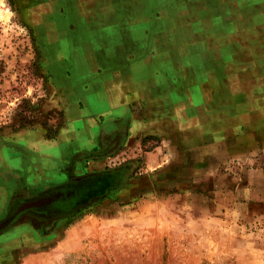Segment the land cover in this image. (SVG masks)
Listing matches in <instances>:
<instances>
[{"label":"rangeland","instance_id":"rangeland-1","mask_svg":"<svg viewBox=\"0 0 264 264\" xmlns=\"http://www.w3.org/2000/svg\"><path fill=\"white\" fill-rule=\"evenodd\" d=\"M112 2L109 13L125 19L110 34V22L100 18L89 27L78 2L70 9L72 0H0V147L15 145L26 162L34 152L16 143L25 132L55 138L61 127L85 129L90 120L86 138L104 140L76 153L70 143L64 161L54 148L46 151L57 156L51 173L69 172L67 182L133 162L124 186L106 198L47 225L27 217L29 230H9L0 264H264V0ZM139 27L151 31L147 50L134 41ZM71 31L97 56L89 64L99 73L132 64L127 54L134 45L143 56L161 50L153 62L163 70L153 74L167 83L157 90L163 96L156 121L145 125L163 133L136 132L125 140L127 115L116 126L94 116L98 108L88 103L80 115L66 112L49 82L42 45L68 39ZM59 54L58 42L50 59ZM143 110L136 108L135 125L146 121ZM101 183L41 207L63 210L99 194ZM43 186L38 194L52 189ZM10 189L8 213L23 202Z\"/></svg>","mask_w":264,"mask_h":264},{"label":"crops","instance_id":"crops-1","mask_svg":"<svg viewBox=\"0 0 264 264\" xmlns=\"http://www.w3.org/2000/svg\"><path fill=\"white\" fill-rule=\"evenodd\" d=\"M72 1L73 3L70 4V9L74 8L77 10L75 2H78L81 11L84 13L85 21L89 23V27L92 26L93 21L101 18L104 21L110 22V25L107 24L110 27H107L111 34L114 32L110 28H114V24L118 25L119 21L123 23V19H125L123 16L119 18L117 13H109L114 11L112 0ZM132 14L135 15V13ZM134 20L135 18L130 19L128 27L134 29ZM87 28L85 30L86 34H88ZM138 30L140 34L139 36H135L138 39L135 38L134 41L141 43L140 45L145 46V50H147L152 39L151 31L149 30L146 34L144 29H140L139 27ZM38 35L42 41L44 33H42L40 29L38 30ZM66 37L67 36L64 35L61 40L57 37V41L56 38H54L52 42H44L42 48L44 67L49 76V82L56 90L58 98L62 101V106L66 109L68 114H72L74 110H78V114L80 115L82 109L86 107L88 103L90 107L96 106L98 108V111L93 113L94 116H105L107 122L111 125L115 124L117 126L118 122H122L125 118L124 116L127 115L129 117V124L128 129H126L125 140L136 132H140L144 136L163 133L162 130H155L146 126L151 125V123L157 119V115L154 114V112L161 106L160 99L163 96V94L157 90L160 85L167 83L163 75L153 74L155 69H157L158 73L163 70V68L153 62L157 52L160 54V49L150 48L149 55L143 56L141 54L145 51L142 52V48H139L140 46L136 48V45H134L127 54V56H129L127 64L130 62L132 64L122 70L118 67L104 70L102 73H99L97 70L95 71V69L90 68L89 62H96L97 56L86 52L87 48L86 45H83L84 41H82L81 44L76 42V34L74 35L73 31L69 33L70 38L66 39ZM118 37L119 36L113 37L115 42L118 41ZM58 42L60 43L63 54L56 55L54 60H51V53L57 48ZM161 55L162 54H160V56ZM133 58H135V64L130 60ZM167 59H169V56H167ZM102 60L107 59L102 57ZM175 60L176 58L171 60L173 65L176 64V62H174ZM170 66L172 65L170 64ZM146 68H148L147 70L149 73L145 72L144 69ZM136 108H144L143 113L147 116L146 121H141V125H135L133 120ZM71 120L72 122L74 120L77 121L78 118L73 115L71 116ZM88 122L87 124L89 126H85L87 129L79 126L73 128L61 127L62 129L56 134L55 138H49L44 131L39 129L25 132L16 143L23 149L34 152V157H31L32 159L30 158L31 160L29 161L26 160V162L23 159L24 157L20 156L19 151L21 150L14 148L15 145L12 146V144L9 143L0 147V224L8 219L7 208L10 195L12 194V189H10L12 186L14 187V194L18 192L21 199L24 198L23 194H25V198L34 200V195L38 194L43 185V188L46 186V188H51L65 182L64 180L67 178V173L69 172L61 171L58 175H54L53 166L56 162L52 160V158L56 159L57 156L54 157L52 154H46V151H50L51 148H54L55 153L57 152L59 154L58 156L64 161V158L71 154L64 150L70 148L67 147L70 146V143L76 142L73 144L74 149L72 151V153H76L80 150V152H87L91 148L98 146L100 142L104 140V137L100 138L99 135L97 138L87 139V134L91 132L92 126L90 120ZM96 123L101 122L97 121ZM4 156L6 157V162L10 161L15 167H6L8 165L4 160ZM51 171H53V173H51ZM7 172L13 173V182L7 181ZM34 208L36 207L24 208L19 212H26L29 210L33 212ZM25 217L26 216H22L20 219L17 218L13 220L11 224L8 223L1 227L0 246L6 243L9 230L15 228L23 230L29 228L28 226L31 225V222ZM26 234L30 237H34V231H29Z\"/></svg>","mask_w":264,"mask_h":264},{"label":"trees","instance_id":"trees-1","mask_svg":"<svg viewBox=\"0 0 264 264\" xmlns=\"http://www.w3.org/2000/svg\"><path fill=\"white\" fill-rule=\"evenodd\" d=\"M132 163V161H127L126 163L120 164L119 166L112 169L108 168L103 171L80 175L79 177L70 179L65 183H61L51 187L52 190H54V192H52L51 194V197L58 196L57 199L64 200L67 197L73 196L75 194L81 195L83 193V189L86 188V185L90 187V185H94L92 183L99 181V179L103 181L101 185H104V188L99 194L92 195L88 199H85L83 202H79L74 205L72 204L71 206L66 207L65 209L60 211V214L68 215L69 213L76 211L78 207L88 204L90 201L106 198L112 193V191L120 190L124 186L123 181L128 175V171H130L129 169H127V167ZM1 229L2 228L0 226V230Z\"/></svg>","mask_w":264,"mask_h":264},{"label":"flooded vegetation","instance_id":"flooded-vegetation-1","mask_svg":"<svg viewBox=\"0 0 264 264\" xmlns=\"http://www.w3.org/2000/svg\"><path fill=\"white\" fill-rule=\"evenodd\" d=\"M52 192H54V190L52 189H47V191H41L39 194L34 196V199L40 197V196H48L52 194ZM27 198H22V201H27V200H31V199H27ZM50 204V203H49ZM20 205H17L16 208L14 210H11L8 214H7V218H10L11 216H13L12 220H10L11 222H13V220L15 219H20V217L22 216H26L28 218H32L35 221L39 222L41 225H47L49 223L50 220H54V219H59L62 216H65L64 214H60V211H47L46 210V206L44 208L42 207H36L34 208V211L31 212L29 209V211H23V212H17L16 210L18 209ZM10 222V224H11Z\"/></svg>","mask_w":264,"mask_h":264},{"label":"water","instance_id":"water-1","mask_svg":"<svg viewBox=\"0 0 264 264\" xmlns=\"http://www.w3.org/2000/svg\"><path fill=\"white\" fill-rule=\"evenodd\" d=\"M58 198V196L55 197H51V196H40L34 200L31 201H26L20 204V206L18 207V209L16 210V213L19 212L20 210L24 209V208H28V207H41L45 204H49L52 201L56 200ZM13 217V216H12ZM12 217L8 218L6 221H3L0 226H4L5 224H8L9 221L12 219Z\"/></svg>","mask_w":264,"mask_h":264}]
</instances>
